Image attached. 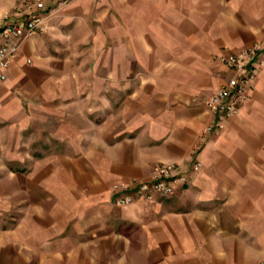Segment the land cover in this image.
Returning a JSON list of instances; mask_svg holds the SVG:
<instances>
[{"label": "crops", "instance_id": "1", "mask_svg": "<svg viewBox=\"0 0 264 264\" xmlns=\"http://www.w3.org/2000/svg\"><path fill=\"white\" fill-rule=\"evenodd\" d=\"M45 3L0 78V264H264L263 68L204 133L264 0ZM157 163L175 193L118 205Z\"/></svg>", "mask_w": 264, "mask_h": 264}, {"label": "built area", "instance_id": "2", "mask_svg": "<svg viewBox=\"0 0 264 264\" xmlns=\"http://www.w3.org/2000/svg\"><path fill=\"white\" fill-rule=\"evenodd\" d=\"M71 0H59L60 5H66ZM45 0H19L13 12L19 16L17 20L7 21L0 25V78H6V69L18 55L24 41L32 35L48 30V14ZM11 12L4 16L9 18ZM264 38L257 39L245 45L239 52L222 55L221 59L235 70L227 82L221 84L211 95L204 98L206 107L214 114L215 119L205 127L204 133L210 134L224 126L227 118L238 114L236 103L246 99L244 86L252 85L256 72L248 70L257 64L264 69ZM200 162L195 163L194 169H199ZM184 176L178 172L174 164L157 163L153 168L150 179L132 182V193L116 199L120 206L133 202L138 197L151 199L154 194H174L176 187L173 184ZM173 183H172V182ZM134 184V185H133Z\"/></svg>", "mask_w": 264, "mask_h": 264}]
</instances>
